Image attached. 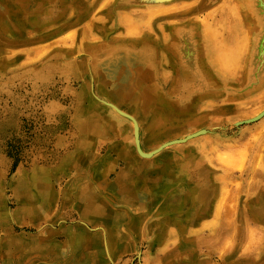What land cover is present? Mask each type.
Instances as JSON below:
<instances>
[{
    "label": "rangeland",
    "instance_id": "374dc122",
    "mask_svg": "<svg viewBox=\"0 0 264 264\" xmlns=\"http://www.w3.org/2000/svg\"><path fill=\"white\" fill-rule=\"evenodd\" d=\"M251 2L0 0V9L5 4L25 19L0 27V264H157L162 257L187 264L176 258L186 252H193L190 264H264V74L248 73L264 45V24ZM126 51L144 52L152 86L171 85L165 111L176 119L161 118L165 102L153 92L141 104L137 64L119 57ZM190 60L200 62L207 80L195 82L197 89H184L185 82L172 88L181 62ZM111 61L118 74L106 79L101 67ZM117 78L133 99L114 94ZM109 102L140 122L146 150L205 132L144 158L132 120ZM87 110L102 126L88 141L75 124ZM79 144L82 161L65 162ZM119 149L138 161L148 185L125 177ZM191 160L209 175L212 198L202 215ZM38 169L47 198L33 181ZM83 181L92 207L79 211ZM121 214L136 233L113 220ZM99 217L103 225L88 224ZM108 228L121 234L119 245L107 240ZM90 232L103 236L100 257L86 256L102 248Z\"/></svg>",
    "mask_w": 264,
    "mask_h": 264
},
{
    "label": "bare ground",
    "instance_id": "6f19581e",
    "mask_svg": "<svg viewBox=\"0 0 264 264\" xmlns=\"http://www.w3.org/2000/svg\"><path fill=\"white\" fill-rule=\"evenodd\" d=\"M148 1V0H147ZM151 1V0H150ZM162 1V0H161ZM244 1V0H243ZM253 4V9L254 12L256 14H258V18L259 21L264 24V7L261 8L262 6H264V0H252L251 2ZM155 6V9L156 7L158 6L157 4L154 5ZM162 6V5H161ZM160 6V7H161ZM164 6V5H163ZM240 6V5H239ZM150 7H153V6H150ZM243 7V5H242ZM246 7V6H245ZM249 7V6H248ZM154 8V7H153ZM159 8V7H157ZM235 8H233L234 10ZM251 9V8H250ZM148 10V9H147ZM159 10V9H158ZM236 10V9H235ZM153 11V10H152ZM157 11V10H156ZM240 11V10H239ZM236 12V11H235ZM246 13V12H245ZM221 14V13H220ZM253 14V13H252ZM255 14V15H256ZM250 15V14H249ZM253 16V15H252ZM14 17H19V20L20 21H24L25 22V19L24 17L20 14L19 16L16 14V13H13V11H10L7 6L4 4V6L1 7L0 9V27L1 26H4L6 24H9V21L11 20V18H14ZM150 17V16H149ZM251 17V15H250ZM243 19V18H242ZM12 21V20H11ZM13 22V21H12ZM244 22V21H243ZM261 24V25H262ZM263 26V25H262ZM5 27V26H4ZM183 28V27H182ZM250 28V27H248ZM185 29V28H184ZM187 29V28H186ZM191 29V28H190ZM253 29V28H252ZM249 30V29H248ZM188 31V30H187ZM202 31V30H201ZM247 31V30H246ZM250 31V30H249ZM247 31V32H249ZM180 32H181V29H180ZM192 32V31H191ZM260 32V31H259ZM204 33V32H203ZM245 33V32H244ZM179 34V33H178ZM192 34V33H191ZM248 35V34H247ZM250 35V34H249ZM259 35V34H258ZM192 37V36H191ZM181 39V44L185 41L183 37H179ZM264 38V37H263ZM220 39V38H219ZM224 39V38H223ZM249 40V39H248ZM257 41V40H255ZM264 41V40H262ZM258 42V41H257ZM205 43V42H204ZM264 44V43H263ZM141 46H143L142 44H139ZM146 45V44H145ZM223 45V44H222ZM121 46V45H120ZM126 46V45H125ZM132 46V45H131ZM140 46V47H141ZM118 47V46H117ZM194 47V46H193ZM231 47V46H230ZM120 48H123L124 47H120ZM134 47H132L133 49ZM150 48V47H149ZM195 48V47H194ZM152 50V48H150ZM98 50V49H97ZM134 50V49H133ZM196 50V49H195ZM95 51V50H94ZM125 51V50H124ZM139 51V50H138ZM248 52V50H247ZM147 53V52H146ZM204 53H205V50H204ZM149 54V53H147ZM197 54V53H196ZM253 54V53H252ZM150 55V54H149ZM247 55V54H246ZM152 56V55H151ZM109 57V56H108ZM119 57H122L123 59L127 60L129 63H131L132 61H135V64H137V71H138V76H139V81H138V86L136 88L140 89L138 93V96L139 94L141 95V104H145V102L147 103V96L148 94H151V92H153L154 94H156V96L165 102V104H162L161 107L159 108L160 110L163 109L165 111V109H167V105L166 103H170L168 101V98H166V95L169 96V92H170V88H171V85L169 86V90L168 89H165V88H162L160 86H158L157 84L155 86H152L151 82H153L151 79H150V76L152 77L153 79V73L152 71H150V65L149 63L147 64L146 61L144 60V57H146V55L144 54V52L142 51V53L138 54V55H131L128 51L124 52L123 54H120ZM149 57V56H148ZM147 57V58H148ZM153 57V56H152ZM246 57V56H245ZM246 60V58H245ZM182 61V59H181ZM196 61V60H195ZM193 60H190V61H184V62H181L180 66H182L181 68V73L179 72V76L175 83L172 85V88H174L176 86V89L180 86V83H184L186 84V87L184 89H197V85L195 82H200V81H204V80H207V76L205 74V70L203 69L202 65L199 64L198 62H195ZM232 61V59L228 58L225 60V62L222 64V65H228L230 62ZM207 63V62H206ZM247 63V62H245ZM244 63V64H245ZM249 63V61H248ZM250 69L248 70L249 72V76L250 78L255 76V75H258V73H262L261 75L264 74V45H261V46H258L257 47V52L252 56V58L250 59ZM247 65V64H246ZM153 66V65H151ZM96 68V67H94ZM130 68V67H129ZM154 69V66L153 68ZM120 72V71H119ZM103 76H107L105 77L106 79L108 78H111L112 76H115L117 75V71H116V66L114 65V63L111 61V62H108L106 64H104L102 67H101V73ZM260 77V76H259ZM253 79V78H252ZM127 80V79H125ZM256 80V79H254ZM258 80V79H257ZM131 82V81H130ZM209 82V81H208ZM191 83H194V88L191 86ZM131 84V83H130ZM133 84V83H132ZM183 85V84H182ZM199 85V83H198ZM152 86V88H151ZM158 86V87H157ZM208 87V86H207ZM113 88L116 89V93H114L117 97H122V98H127V99H133V97L131 96V93L129 92V85L127 83V81L123 82V80L120 81V78H117V81L116 83L113 84ZM202 88V87H201ZM200 88V89H201ZM206 89V88H205ZM153 90V91H152ZM199 90V88H198ZM94 91V90H93ZM135 91V89H134ZM94 93V92H93ZM140 97V96H139ZM150 98H151V95H150ZM152 99V98H151ZM109 101V100H108ZM171 101V100H170ZM172 102V101H171ZM175 102V101H174ZM174 102H172L173 104H175ZM109 104H111L116 111L120 110L124 113H127V111L123 110L120 106H118L117 104H114L113 102H109ZM172 105V104H171ZM173 106V105H172ZM111 108V107H110ZM264 111V110H263ZM261 112V111H260ZM174 113V112H173ZM259 114V113H258ZM263 114V113H261ZM258 115V116H261ZM129 115L135 120V122L133 124H136L137 126V129H138V138H139V148H140V151L137 149V146H136V150L137 152L144 158H150L152 157L154 154L158 153V152H161L164 148H166L167 146H170V145H173V144H176V143H172V141H175L177 140V138H173L171 140H168V141H164L163 143H161L159 146L157 147H154V148H151L150 150H146L144 148V145L143 143L141 142V139H140V126H139V123H138V120L132 115L129 113ZM172 117L173 119H176L177 116H172L170 115V112L169 111H165V115H162L161 118L163 120H167V117ZM125 117V116H124ZM256 118V117H254ZM10 120V119H9ZM14 121V120H13ZM133 122V121H132ZM75 124L82 130L83 132V137L86 138V140L88 141V139L93 136L94 134H97L99 132H101V129H102V126H101V122L99 123V119L98 117H96L95 113H90L89 110H87V112L85 114H79L76 116L75 118ZM103 126L107 129H113L115 131H117V126L115 124L111 125L109 124V122H104L103 121ZM132 131H133V136L135 135V125L133 126L132 128ZM203 132H205V130H203ZM157 135H160V134H150L149 135V139L150 138H153ZM188 137V135H187ZM192 138V137H191ZM178 139H182V138H178ZM184 139V138H183ZM135 140V138H134ZM188 140V139H187ZM187 140L183 141V142H186ZM183 142H177L178 143H183ZM172 143V144H171ZM79 151L78 152H75V154H73V156H71L70 158H67V160L65 162H68L70 163L72 160L74 159H77V161H82L81 160V157L80 156V152L83 151V149H81L80 147H85L84 144H79ZM164 145V146H162ZM86 150V148H85ZM135 150V148H134ZM137 153V154H138ZM119 154H120V157H122L126 164V174L124 173L125 177H132L133 179L136 180V183L139 184L138 186L142 185L145 183H148L149 182H146L148 181V179H145L144 178V175L141 174V169L138 165V161L131 155V153L129 152H123L121 151V149H119ZM192 163H193V169L195 167V169L197 170V173L199 174V178L201 179V184H200V189L199 190H196L194 192L195 194V197H196V200L197 202L199 203H202L201 204V207L197 210L199 214H204V212H207L208 209H209V202L211 200V195H212V191H211V188L209 187L208 185V173L204 170V168L202 167V165H200L199 163H196L195 161L191 160ZM76 163V162H75ZM99 164V163H98ZM101 165H103L102 163H100ZM74 165V164H73ZM72 165V166H73ZM96 168V166H95ZM183 171H185L184 169H182ZM123 175V176H124ZM82 176H78V178H80ZM203 179V180H202ZM33 181L35 183H38V187H36V189L38 188L40 194H41V198H47V196L49 195V190L48 188L46 187V183H45V180H44V172L42 170H39L36 171L35 173H33ZM207 182V184H206ZM136 186V187H138ZM78 191L76 192L77 193V198L75 199V202L77 203V205H75L76 208H78V210L80 211L81 209L85 208L87 210H90V207L91 206V203H92V198L90 196V193L91 191L88 190L87 186H86V183L85 181H83V186L79 189H77ZM36 195V194H35ZM74 202V204H76ZM208 204V205H207Z\"/></svg>",
    "mask_w": 264,
    "mask_h": 264
},
{
    "label": "crops",
    "instance_id": "0c3cea01",
    "mask_svg": "<svg viewBox=\"0 0 264 264\" xmlns=\"http://www.w3.org/2000/svg\"><path fill=\"white\" fill-rule=\"evenodd\" d=\"M103 201H102V203H101V205L100 206H102V207H100L101 208V210L100 211H102L103 212ZM133 209V208H132ZM108 212H109V209H108ZM91 213H98V215H99V212L98 211H93V212H91ZM115 214V213H114ZM123 215H125V214H121V215H118V217H117V219H113V220H115V221H119V223H121V224H124L123 226H125L126 224L124 223V221H125V218H123ZM96 217V216H95ZM91 218H93V217H90V219ZM100 218V217H99ZM90 222V221H89ZM93 223V224H92ZM95 223H99L100 225H103V218H100V220L98 221V222H90V223H88L90 226L91 225H93V226H96V227H98ZM109 226H114V224L112 223V224H110ZM125 227H127V226H125ZM126 229H128V231L129 232H132V235L134 234V233H136V230H135V226H134V228H126ZM130 229H132V230H130ZM128 232H126V235H129V233L127 234ZM88 234H92V238H94V241L95 242H97V243H100L101 244V246H102V248H96L94 251H92V252H89V254H87L86 256L89 258V257H91V258H95V257H100V256H102L103 255V250H104V247H103V244H102V240H103V236L101 235H99L98 233H92V232H90V233H88ZM95 234V235H94ZM108 239L107 240H111V241H113L114 243H113V245L115 246V245H119L120 244V242L119 241H121V234H119L118 232H117V229H115V230H113V229H111V228H108ZM110 237H113V238H110ZM106 240V241H107ZM71 241H72V238H71V240H70V244H71ZM105 241V240H104ZM104 241H103V243H104ZM108 242V241H107ZM72 245V244H71ZM113 245H111L110 246V248L111 247H113ZM75 252V251H74ZM99 254V255H98ZM74 255H76V254H74ZM180 255H183V254H179V257H176V258H179L180 260H181V262L182 263H187V264H190V260L193 258V252H186L185 253V255L184 256H180ZM85 256V257H86ZM163 258V257H162ZM160 258L156 263L157 264H169V260H168V258L169 257H165V258ZM78 260V259H77ZM171 260V259H170ZM87 261V260H86ZM83 263H85V261L84 260H78V261H76V262H74L73 264H83ZM180 263V262H179ZM179 263H176V264H179Z\"/></svg>",
    "mask_w": 264,
    "mask_h": 264
},
{
    "label": "water",
    "instance_id": "95a60500",
    "mask_svg": "<svg viewBox=\"0 0 264 264\" xmlns=\"http://www.w3.org/2000/svg\"><path fill=\"white\" fill-rule=\"evenodd\" d=\"M114 108V107H113ZM118 112L120 113V114H122V115H124V116H126L127 118H129L130 120H132L133 121V123L135 122V120L129 115V114H127V113H124V112H122V111H120V110H118ZM264 113V112H263ZM135 125V144H136V146H137V149L140 151V148H139V138H138V129H137V126H136V124H134ZM203 132V130H201V131H199V132H196V133H194V134H191V135H189L188 137H186V138H184V139H177V140H175V141H172V143H177V142H183V141H185V140H187V139H189V138H191V137H194V136H197L198 134H201ZM171 143V144H172ZM162 146H164V145H162Z\"/></svg>",
    "mask_w": 264,
    "mask_h": 264
}]
</instances>
